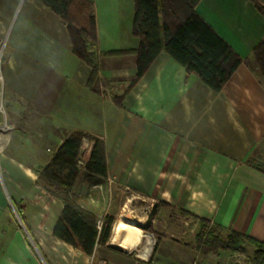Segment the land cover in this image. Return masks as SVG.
<instances>
[{
	"label": "crops",
	"instance_id": "1",
	"mask_svg": "<svg viewBox=\"0 0 264 264\" xmlns=\"http://www.w3.org/2000/svg\"><path fill=\"white\" fill-rule=\"evenodd\" d=\"M87 1L99 64L90 83L91 69L73 55L56 14L37 0H0L1 74L13 126L0 132V264H232L234 252H207L197 232L181 228L191 222L197 230L200 220L264 246V85L245 63L264 40V17L249 0H199L195 13L242 60L221 91L161 51L116 106L112 98L135 79L136 57L109 54L138 49L134 4ZM76 132L105 149L106 177L81 171L70 192L98 220L112 221L108 240L91 255L53 235L62 204L48 192L56 188L39 182ZM82 148L80 166L89 142ZM10 212L18 217H4ZM123 218L142 234L133 249L112 243Z\"/></svg>",
	"mask_w": 264,
	"mask_h": 264
},
{
	"label": "trees",
	"instance_id": "2",
	"mask_svg": "<svg viewBox=\"0 0 264 264\" xmlns=\"http://www.w3.org/2000/svg\"><path fill=\"white\" fill-rule=\"evenodd\" d=\"M56 14L64 23L71 42L72 53L91 69L89 83L97 78L99 64L94 44L96 42L95 13L87 0H37ZM134 4L131 32L139 39L134 52H112L109 56L133 54L136 57L135 79L121 96L112 100L121 105L123 97L134 87L161 51L182 66L187 74H193L214 92H220L242 60L195 13L199 0H132ZM264 17V0H249ZM247 66L264 85V40L254 48ZM90 144V154L79 165L82 142ZM81 171L101 178L106 177V158L103 143L90 135L72 133L64 139L49 163L41 169L39 182L56 188L48 192L62 204V211L53 228V235L87 255L93 253L96 244H104L110 234L112 221H103L97 228V217L79 205L71 197V190ZM196 241L207 245V252L240 251L249 243L257 251L255 263L262 264L264 246L236 233H228L226 241L219 236L204 233L207 223L200 220ZM211 235V236H210ZM210 236V237H209Z\"/></svg>",
	"mask_w": 264,
	"mask_h": 264
},
{
	"label": "rangeland",
	"instance_id": "3",
	"mask_svg": "<svg viewBox=\"0 0 264 264\" xmlns=\"http://www.w3.org/2000/svg\"><path fill=\"white\" fill-rule=\"evenodd\" d=\"M2 45H0V47H1ZM83 149V148H82ZM83 153H84V149L82 150V152H81V154H80V161H82L83 160ZM102 190H105L104 189V187H102ZM97 191H99V189L97 188ZM72 199H73V197H72ZM123 201H124V199H122ZM122 200H121V204H122ZM117 201L120 203V201L117 199ZM14 212V211H13ZM127 212V214H128V211H126ZM125 212V213H126ZM12 212H10L9 214H7V215H3L4 217H12V218H17L18 216L17 215H15V213L13 214H11ZM183 216H186V215H183ZM197 223H198V228H197V230H194L192 227H191V222H188L186 225H184V224H182L181 225V228L183 229V231L186 233V234H193V233H195L196 234V232H197V234H198V232L200 231V226H201V223L200 222H198L197 221ZM192 230V231H191ZM204 233H209V234H213V236H219L220 238H221V240H223V241H226V239H227V236H225L219 229H217V228H214V227H212V226H209L208 224L205 226L204 225V228L203 229H201ZM218 251H220V252H227V253H230V252H228V251H226V250H218ZM256 249L252 246V245H250L249 243H244L243 244V246H242V249L240 250V251H238L237 253H235L236 251H233L234 253V255H237V260H239V262L241 263V264H252V263H254V264H256L255 263V253H256ZM235 262V256H234V258H233V261H232V264H235L234 263Z\"/></svg>",
	"mask_w": 264,
	"mask_h": 264
},
{
	"label": "bare ground",
	"instance_id": "4",
	"mask_svg": "<svg viewBox=\"0 0 264 264\" xmlns=\"http://www.w3.org/2000/svg\"><path fill=\"white\" fill-rule=\"evenodd\" d=\"M141 235L139 229L123 218L114 225L112 243L123 250L133 249L140 243Z\"/></svg>",
	"mask_w": 264,
	"mask_h": 264
},
{
	"label": "built area",
	"instance_id": "5",
	"mask_svg": "<svg viewBox=\"0 0 264 264\" xmlns=\"http://www.w3.org/2000/svg\"><path fill=\"white\" fill-rule=\"evenodd\" d=\"M3 56V45L0 47V132L7 133L13 130V126L11 125L8 117V113L6 110L5 104V95H4V86L1 74V63ZM103 221H97V228L100 230L102 227ZM235 264H241L239 260H237V255H235ZM254 264V263H252Z\"/></svg>",
	"mask_w": 264,
	"mask_h": 264
}]
</instances>
